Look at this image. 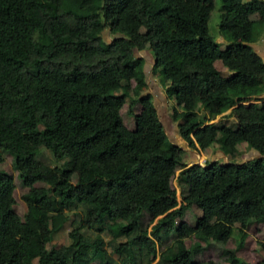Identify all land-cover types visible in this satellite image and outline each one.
<instances>
[{"label": "trees", "instance_id": "16d2710c", "mask_svg": "<svg viewBox=\"0 0 264 264\" xmlns=\"http://www.w3.org/2000/svg\"><path fill=\"white\" fill-rule=\"evenodd\" d=\"M214 2L0 0V157L10 155L17 172L0 168V225L15 219L20 187L27 228L0 230V264H151L156 258L197 264L210 241L224 246L235 235L236 251L251 225L264 230V61L253 47L264 33V0H220L224 48L208 28ZM147 49L151 72L167 70L166 91L180 94L172 119L189 149L217 141L228 153L235 124L228 122L231 111L223 113L237 105L245 141L260 157L249 164L187 163V150L168 139L148 92L145 58L135 54ZM111 59L118 67L106 63ZM217 60L228 74L215 67ZM125 98L134 128L120 131L114 120L99 127L100 108ZM54 136L68 149L65 170H83L75 182L37 159L42 148L52 150ZM30 160L36 169L23 172ZM175 171L180 203L155 181ZM118 198L133 207L122 218ZM192 205L202 210L192 243L159 251ZM64 211L82 218L67 244L47 246L55 231L44 237L40 227ZM259 243L264 250V240ZM254 264H264V252Z\"/></svg>", "mask_w": 264, "mask_h": 264}, {"label": "rangeland", "instance_id": "374dc122", "mask_svg": "<svg viewBox=\"0 0 264 264\" xmlns=\"http://www.w3.org/2000/svg\"><path fill=\"white\" fill-rule=\"evenodd\" d=\"M221 9V2L220 0H215L214 7L210 13V17L208 20V28L210 34L213 36L215 41L219 43L218 37L219 34L222 33L225 35L218 27L219 23V14ZM105 37L109 40L110 35L109 32H105ZM135 54H138L137 51H135ZM108 65H111L113 67H118L119 61L117 59H111L106 62ZM218 67H222V64L220 61H217L216 64ZM147 70V69H146ZM144 67V72H146ZM159 73H162V75L157 74V77H159L160 83L162 84L164 88V93L166 95L167 101L164 99L157 100L156 107L158 111V115L160 117V120L162 121L165 131L167 133L168 139L173 143H182L185 144L184 141L179 140V136L177 137L176 129L173 128L175 122L172 119V112L173 107L179 108L180 107V94L179 93H168L166 91V85H167V70L164 71H158ZM147 79L149 78V72L146 73ZM155 75H153L154 77ZM156 77V76H155ZM130 95H134V91L132 88L129 89ZM130 98H125L117 103L104 105L102 108H100L98 119H97V125L99 127L107 126L111 121L116 122V126L120 131L130 130L134 128L133 124V118L128 115L127 113V107L129 105ZM166 105V107H165ZM140 110V107L136 106L135 111L138 112ZM234 124L235 127L233 128L234 131L231 132L232 140L237 142L236 140L242 136V126L240 122L241 114L238 109H234ZM181 138V137H180ZM187 146V145H186ZM41 153H39L37 159L39 161H44L45 163H49L51 165H56L60 167V176L64 179H69L73 182L77 180V178L83 174V170L81 168H77L76 172L71 174L67 170H65V165L63 164V161L66 159V156L68 154V149L66 145L64 144L63 140L59 136H54L52 139V150L49 151L45 148L41 149ZM58 158V159H57ZM256 158H254L250 162L246 163H252L254 162ZM215 164L216 162L213 161ZM219 163V162H218ZM223 163V162H222ZM220 164H218L219 166ZM37 167V163L35 160H30L22 164L21 170L23 172H30L34 171ZM0 168L7 170L8 172L12 173L13 176L16 177L17 172L12 168V158L10 155H3L0 157ZM178 171L173 172L169 177L164 176H158L155 178V181L160 188V190L168 195L175 196L180 203L182 195H181V188L176 180V175ZM17 183V179H15ZM24 190L20 187H17L14 191V196L16 199V212L17 215L15 219L10 223L6 224L3 223L0 225V230H5L6 228H9L13 231L16 230H27L22 216L25 211V205L22 202L20 196ZM113 197L115 195L111 193ZM119 202V208H118V216L119 218H122L124 214L131 212L133 210V207L124 201L121 198H118ZM202 214V210L198 208L195 205H192L189 210L185 212L184 217L178 221L177 225V232L176 234L172 233L169 235L170 237L167 239H164L163 242L157 246V249L161 251L162 249H165L166 247L173 246V243L176 244V246L179 249H182L185 246H188L192 241L194 240L193 234L195 232V220L198 216ZM82 213L76 214L64 211L60 213H56L52 216L50 223L48 227L41 226V232L44 237H47L49 235V230H54L55 233L53 235V239L50 243L47 244V246L50 245H56L60 246L63 244L68 243V231L77 223L76 220L82 218ZM93 219V213H90L88 215V219L86 221V224L90 223ZM148 220V217L145 216L144 223H146ZM76 221V222H75ZM230 224L232 226H238V222L235 219H232L230 221ZM150 228V226L148 227ZM248 236L246 237L244 241V246L238 250L235 251L236 241L234 236L231 237L228 242L222 246L219 243H216L214 241H210L209 244L206 246L205 250L199 254L196 255L195 261L197 264H206L207 261L213 260L217 264H240V261L248 262L250 264L256 263L258 260H260L261 256L263 255V248L260 246V241L264 240V230L262 224L257 225H251L248 228ZM174 234V235H173ZM104 240H108L109 236L104 234ZM35 240V237H33ZM223 248L231 249L230 253L226 254L223 253ZM158 258H156L151 264H157ZM29 264V263H26ZM32 264H36V260L33 261ZM164 264H170L169 262Z\"/></svg>", "mask_w": 264, "mask_h": 264}, {"label": "crops", "instance_id": "0c3cea01", "mask_svg": "<svg viewBox=\"0 0 264 264\" xmlns=\"http://www.w3.org/2000/svg\"><path fill=\"white\" fill-rule=\"evenodd\" d=\"M255 17H256V15H253V18H255ZM218 41H219V43H217L216 41L215 42L219 45L220 48H224L228 42L227 38L222 33L219 34ZM253 47H254L255 51L260 55V57L264 61V33H263V36L259 39V41H257L255 44H253ZM138 55L145 58V66L147 67V69H149L150 74H149V78L147 79L148 92H151V94L153 95L155 105H156L157 100L164 99L165 101H167L166 95L164 93V88H163L162 84L160 83L161 79H159V77H157V74L162 75V73H164V72H162V73L156 72L155 74H153L151 72V66L153 64L152 63L153 57H152L151 51L150 50H144V51L138 52ZM217 61H220V60H217ZM217 61H215V63H214L215 67L219 71H221V73L228 74L229 71L223 65H222V67H218L216 65ZM220 63H221V61H220ZM153 75H155L156 77L155 76L153 77ZM166 82H167V80H166ZM261 97L264 99V93L261 94ZM165 107H166V105H165ZM234 109H237V105L233 106L231 109L227 110L223 114H226V113L231 111L234 115V113H235ZM219 118H220V115H217L216 118L213 119L211 122L218 121ZM240 120H241V117H240ZM233 121H234L233 116H232V118L228 119L229 123H231ZM173 126H174L173 128L176 129V134H177L178 133L177 132V122H175V124ZM232 131H234V129ZM177 137L179 138V140L184 141L182 138H180L179 134H177ZM216 138L218 139V135L215 133V139ZM236 141L237 142H235L233 140V145L230 147L228 153H225L221 150L220 144L217 141H214L209 147H207L204 150L189 149V147L186 146L187 143L185 141H184V143H186V145L182 144L181 142L180 143L177 142V143L179 145H181L185 150H187L186 159H187V163H189V164L190 163H199L201 165H204L206 163H213V161H214V162H216L215 164L217 166H218V164H220L219 166H222L227 162L233 161V162H237V163H242V162L246 163V162L252 161L254 158L260 157V154H257L254 151V149L250 148L247 145L243 134H242L241 138L239 137Z\"/></svg>", "mask_w": 264, "mask_h": 264}, {"label": "clouds", "instance_id": "9594fccd", "mask_svg": "<svg viewBox=\"0 0 264 264\" xmlns=\"http://www.w3.org/2000/svg\"><path fill=\"white\" fill-rule=\"evenodd\" d=\"M148 50V49H147ZM136 51V50H135ZM144 51V50H143ZM151 51V50H150ZM137 52H141V51H137ZM137 56H139L138 54H136ZM153 57V56H152ZM154 62V59L152 58V63ZM153 65V64H152ZM152 67V66H151ZM147 69V67L145 66V70ZM149 72V69H147L146 70V72ZM160 71H164V70H160ZM149 74H150V72H149ZM153 74H155V73H153ZM197 164H199V163H197Z\"/></svg>", "mask_w": 264, "mask_h": 264}]
</instances>
